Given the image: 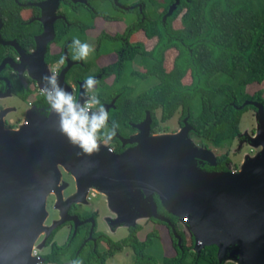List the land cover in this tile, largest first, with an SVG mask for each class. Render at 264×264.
Wrapping results in <instances>:
<instances>
[{
	"label": "water",
	"instance_id": "95a60500",
	"mask_svg": "<svg viewBox=\"0 0 264 264\" xmlns=\"http://www.w3.org/2000/svg\"><path fill=\"white\" fill-rule=\"evenodd\" d=\"M177 3L174 0L163 18L171 15ZM48 22L45 35L52 31ZM27 71L41 90L46 70ZM64 71L57 76L58 81L71 92L63 81ZM82 86L76 96L79 103L86 100ZM247 104L256 112L250 145L259 151L244 160L237 172L204 171L196 165L203 162L213 167L215 157L191 143V127L185 119L175 134L150 135V118L145 113L133 126L137 131L134 135L119 138L121 145L134 143L133 147L115 154L98 141V151L90 155L62 134L59 117L51 109L46 116L29 110L25 126L16 130L4 129L0 119V264L41 263L42 259L31 256L38 235L43 231L48 235L73 220L66 214L68 206L86 204L89 189L106 199L117 226L132 228L135 219L147 215L167 224L173 232L170 222L156 211L155 195L165 213L186 221L194 238V252L214 245L220 262L227 246L240 244L246 264H264V113L259 103ZM111 105L104 106L107 112ZM60 170L74 184V192L65 199L62 192L68 185L61 179ZM49 195L55 197L53 207L60 219L44 228Z\"/></svg>",
	"mask_w": 264,
	"mask_h": 264
},
{
	"label": "trees",
	"instance_id": "16d2710c",
	"mask_svg": "<svg viewBox=\"0 0 264 264\" xmlns=\"http://www.w3.org/2000/svg\"><path fill=\"white\" fill-rule=\"evenodd\" d=\"M164 1L163 12L156 20L143 19L124 36L139 29L146 38L156 39L152 49L146 52L140 45L124 43L118 63L107 69L109 73H116L112 92L96 95L101 103L110 102L114 97L112 107L108 109V127L115 122L119 126L116 133L125 136L132 132L131 126L141 122L148 113L149 131L156 133L159 123L167 122L179 110V125L182 126L185 119L191 127L189 138H198L217 149L228 148L239 136L241 115L255 109L244 103L264 104L259 94L249 96L245 92L247 85L264 82V0H178L172 14L163 18L170 0ZM180 12L181 28L173 30L170 22ZM168 50H174L176 56L171 70L166 72L163 60ZM134 59L145 68L144 73H132L130 62ZM185 73L190 79L187 85L181 83ZM150 80H155V84L144 91H135L136 84ZM98 83L104 87L102 82ZM20 96L23 98L24 94ZM156 111H159L158 118ZM108 144L115 151L119 148L115 138ZM200 144L207 149L204 143ZM228 162L227 155L222 154L215 157L213 167L205 168L224 172ZM153 201L157 213L175 225V217L163 211L155 195ZM150 220L167 228L175 253L172 258H163V264H221L214 245L204 246L198 253L192 252V235L190 245L186 247L179 230L174 227L172 232L167 224ZM138 230L135 225L121 241H108L107 252L103 254L92 248L75 251V237L63 247L52 246L50 252L42 256V264H63L67 258L70 264L77 260L81 264H104L107 257L122 248L132 250L133 264H156L149 253L159 237L157 231L152 230L139 241Z\"/></svg>",
	"mask_w": 264,
	"mask_h": 264
},
{
	"label": "flooded vegetation",
	"instance_id": "af4514ba",
	"mask_svg": "<svg viewBox=\"0 0 264 264\" xmlns=\"http://www.w3.org/2000/svg\"><path fill=\"white\" fill-rule=\"evenodd\" d=\"M164 2V0H0V119L5 129L16 130L26 123V116L31 109L37 110L43 116H46L50 110L41 90L34 94V90H38V87L30 78L27 68L35 72L43 67L48 75L55 72L57 76L65 69L63 81L74 96H77L79 85H84V79L87 76H93L98 82H103L108 78H112L114 82L116 73H109L107 69L118 63L119 54L123 52V44L140 45L132 42V37L134 38V35L142 31L137 29L132 31L128 37H124L126 31L132 29L143 19L156 20L163 12ZM157 3L160 12L156 17H152ZM171 4L172 0L167 4V9ZM48 21L51 22L52 31L48 32L47 36L44 32V25ZM92 33H95V36L92 37ZM73 37H79L81 41L93 46L94 52L86 60H71L74 50L69 48V45ZM102 38L103 40H100ZM92 39L94 40L93 45ZM154 44L155 42L152 47ZM152 47L148 51L143 47L142 49L149 52ZM61 56L67 57L64 65L57 63ZM101 59L103 62L100 61ZM99 63L110 64L99 66ZM134 63L137 65L138 62L135 59L130 62L132 73L141 74L142 72L133 70ZM99 87L98 83L94 90ZM22 93L23 98L20 96ZM87 95L86 89L82 86V96ZM113 98L110 102L101 104L107 106L114 101ZM23 107L25 108L22 109ZM252 111L255 112V109ZM133 126H131L132 132H128L125 136L115 134L113 138L119 142V148L115 151L113 147H110V152L119 154L134 146V143L121 145L119 140V138L127 139L134 135L137 131ZM178 126L181 127L179 123ZM149 134L155 135L150 131ZM240 137L242 136H237L235 139ZM228 164L229 162L224 166L225 171H230L227 168ZM197 166L204 171H210L205 168L206 166L210 168L206 163H197ZM61 176L63 182L68 185L62 192L63 199H65L74 192V184L68 174L61 172ZM89 194L87 192L85 197L86 204L72 203L68 206L66 214L69 218H74L73 220L61 224L48 235L44 234L42 247L37 250V258L42 259L40 264L44 261L42 256L49 253L52 246L63 247L67 243L70 244L75 237H77L74 242L75 251L81 248H92L99 254L107 252L108 241L114 243L123 239L113 241L109 237L119 227L115 224L116 217L109 210L105 216H102L103 228L99 227L97 223L99 211L97 209L92 211L89 207ZM54 203V195H49L45 201V207L51 210L54 216L47 210L45 228H49L52 223L60 219L59 211L53 207ZM149 221L154 224L150 219ZM170 224L178 230L177 222L175 225L171 222ZM136 226L139 227V232L140 226ZM63 228L66 229V235L61 244H58L53 238ZM129 229L130 227H126L127 234ZM136 237L139 241L145 238L144 236L141 240L137 234ZM124 249L126 248H122L115 254H120ZM129 252L131 254L129 259L134 263V254L131 249ZM174 255L173 251L171 257L163 258H172ZM46 264L57 263L48 262ZM63 264H70V259L67 258ZM161 264H163L162 260Z\"/></svg>",
	"mask_w": 264,
	"mask_h": 264
},
{
	"label": "rangeland",
	"instance_id": "374dc122",
	"mask_svg": "<svg viewBox=\"0 0 264 264\" xmlns=\"http://www.w3.org/2000/svg\"><path fill=\"white\" fill-rule=\"evenodd\" d=\"M159 12H160V7H159V4L157 3L152 17H156V15ZM181 15H182V12H180L178 15H176L171 20L170 27L173 30H178L181 28V24H180ZM93 36H95V33H92V37ZM132 42L139 43L140 45H142V47L146 51H148L152 47L153 43L155 42V39H147L144 37L142 32H139V33H137L136 36L134 35V38L132 37ZM93 44H94V40L92 39V45ZM175 56H176V52L174 50H168L165 52L164 60H163V68L166 72H169L171 70L172 64H173L172 62H173V59L175 58ZM100 61L103 62V59H101ZM108 64H110V63H99V66H105ZM133 70L136 72L137 71L142 72V73L145 72V68L143 66L138 65V64L136 65V63L133 64ZM150 81L151 82H149V83H146V82L142 83L139 81L140 83L136 84L135 91L136 92L144 91L147 88H149V86H152L153 84H155V80H150ZM189 81H190L189 75L185 73V75L181 79V83L183 85H187V84H189ZM112 84H113L112 78H108V79L104 80L102 82V86H104V87H100V89L96 88V90H94L92 93H88V95L85 98L87 99V97L89 95H93L96 93L101 94V95L106 94V93L110 94L112 92V89H111ZM38 91H39V89L34 90V94L38 93ZM245 92L249 96H252L254 94H259L260 98L264 102V82H262L260 84L252 83V84L247 85L245 87ZM260 105L262 106V110L264 113V104L260 103ZM24 108L25 107H23L22 109H24ZM179 116H180V112H179V110H177L170 120H168L165 123H159V125L157 127V132L155 133V135L175 134L176 132H178L180 129L178 126ZM156 117L157 118L159 117V111H156ZM255 127H256V112H253L252 110H248L241 115L239 125H238L239 136H242V137L234 139L228 148H218L217 149V148H214L213 146H211L209 143L202 142V140H200L198 138H193V137L190 138V141L195 147L202 148V149H203V147H201L200 143H204L207 147L206 150L209 151L213 155V157H217V156H220L222 154H226L228 159H229V164L227 165V168L231 172H237V171H239L240 166L242 165L244 160H248L252 157H255L258 154L259 147L251 146L250 141H249V138L253 137V135L255 133ZM3 128L5 129V126H3ZM99 143L102 144L103 146H105L107 148V150H111V148L109 147V144H104V143H101L100 141H99ZM197 163H199V162H197ZM197 163H196V165H197ZM60 171L62 172V170H60ZM87 192L90 193L89 194L90 200L88 202L89 207L92 209V211H94L96 209L99 211V214H98L99 219H98L97 223L99 224V227L101 226L103 228L102 216L103 215L105 216V214L108 210L107 205H106V199L102 195H100L98 192H96L94 189H89ZM144 208L145 207H143V209ZM47 210L48 209L45 207V212H46L45 220L47 217V212L49 211V210L48 211ZM49 212L54 216V213L51 212V210ZM136 215H138L137 211H136ZM114 217H115V215H114ZM175 219L177 222L178 230H180L182 233V236L184 239V245L186 247H189V245H190V242H189L190 233H189L188 229L186 228V226H187V224H185L186 221L180 220L177 218H175ZM45 220L43 222V226H45ZM134 224L140 226V231L137 233V236L141 240L144 238L145 234L150 232L151 230L157 231L159 237H158V239H156L154 241V244L150 248V253H149V255H151L155 259L157 264H161V260L163 257H171L173 255V249L171 247V241H170L169 233L165 227H163L162 225H159V224H156V225L152 224L149 221V218L147 217V215H143V216L135 219ZM117 228L118 229L113 234L109 235V237L113 241H118V240L124 238L127 234L126 227L119 226ZM44 234L45 233L43 231L40 233V235H38L36 241L33 244L32 250L37 252L36 246L42 242V239L44 238L43 237ZM65 235H66V229L63 228L55 234L53 240L56 243L61 244ZM103 249L105 250L104 246H103ZM191 251H193L192 248H191ZM130 255L131 254L129 252V249L126 248L120 254H115L112 257L107 258L104 264H133V262H131V259H129ZM36 259H38V258H36ZM221 262L223 264H246L244 248L240 244H230L229 246H227L224 249V252H223L222 258H221ZM37 264H40V263H37Z\"/></svg>",
	"mask_w": 264,
	"mask_h": 264
},
{
	"label": "clouds",
	"instance_id": "9594fccd",
	"mask_svg": "<svg viewBox=\"0 0 264 264\" xmlns=\"http://www.w3.org/2000/svg\"><path fill=\"white\" fill-rule=\"evenodd\" d=\"M69 48L74 50L73 61L86 60L94 52L93 46L79 37L72 38ZM66 60L67 57L61 56L57 63L64 65ZM42 80L41 94L51 111L59 117L60 131L73 146L90 155L98 151V141L108 144L113 139L119 126L113 122L111 128L108 127V112L97 95H89L84 103H79L76 96L60 85L57 73L46 75ZM97 84L93 76H87L83 87L87 93H92ZM73 264H81V261Z\"/></svg>",
	"mask_w": 264,
	"mask_h": 264
},
{
	"label": "built area",
	"instance_id": "2783aa9c",
	"mask_svg": "<svg viewBox=\"0 0 264 264\" xmlns=\"http://www.w3.org/2000/svg\"><path fill=\"white\" fill-rule=\"evenodd\" d=\"M109 151H111V150H109ZM31 256L34 257V258H37V252L32 250L31 251Z\"/></svg>",
	"mask_w": 264,
	"mask_h": 264
},
{
	"label": "bare ground",
	"instance_id": "6f19581e",
	"mask_svg": "<svg viewBox=\"0 0 264 264\" xmlns=\"http://www.w3.org/2000/svg\"><path fill=\"white\" fill-rule=\"evenodd\" d=\"M25 126V123L24 124H22V126L21 127H24Z\"/></svg>",
	"mask_w": 264,
	"mask_h": 264
}]
</instances>
